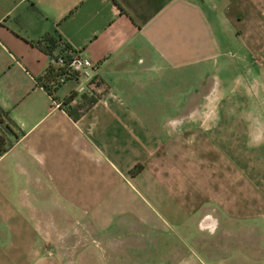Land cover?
Masks as SVG:
<instances>
[{
  "label": "crops",
  "instance_id": "crops-1",
  "mask_svg": "<svg viewBox=\"0 0 264 264\" xmlns=\"http://www.w3.org/2000/svg\"><path fill=\"white\" fill-rule=\"evenodd\" d=\"M64 52L81 92L38 82ZM0 108V264H264L228 163L264 148V0H0Z\"/></svg>",
  "mask_w": 264,
  "mask_h": 264
},
{
  "label": "rangeland",
  "instance_id": "rangeland-1",
  "mask_svg": "<svg viewBox=\"0 0 264 264\" xmlns=\"http://www.w3.org/2000/svg\"><path fill=\"white\" fill-rule=\"evenodd\" d=\"M223 60V58H222ZM210 74H213L215 72V69L210 68ZM216 76L221 79V82L224 84V88L226 91L233 87L235 84L236 79V71L233 69V67H230L228 71H225L223 73H219L217 70ZM213 76H210V80H205V83L207 86L208 84L212 83ZM191 85V83H190ZM167 102L166 100H164ZM208 106H214L212 104H209ZM171 114H160L153 116L155 121L158 123V125L162 126L164 123H166V118L169 117ZM244 116V115H238ZM161 128L165 129L167 128L166 125L162 126ZM260 132H254L253 135H259ZM240 141H237L239 143ZM242 150V147H237L235 150L232 149V157L229 156L231 165L234 169H237L236 176V184L234 185L236 188V191L230 193L232 196H236L238 199L237 203L239 205L244 204L243 201L246 202V197L253 198L254 208H257L260 206V204L264 203V148L260 147H253L252 151V159L253 162L248 164V168H246L244 156L239 154V151ZM233 151H235V155L233 154ZM238 154V155H236ZM256 160V161H255ZM262 161V162H261ZM140 166V165H139ZM251 168V169H250ZM253 168V171L251 172ZM140 168H136L135 172H137ZM246 172V173H245ZM247 174V175H246ZM232 181H235L233 179ZM251 188V194L249 193ZM258 212V211H257ZM256 214V211H254V215ZM250 223H245L244 220H241V218H238L236 221L237 224L236 227H230L231 231L236 229V235L241 236V238H238L237 240L238 245H243L244 237L247 234V236L252 233L254 237L258 235H264V220L261 219V217H253L250 221ZM254 241L256 239H253ZM258 240H260L258 238ZM141 263V262H140Z\"/></svg>",
  "mask_w": 264,
  "mask_h": 264
},
{
  "label": "built area",
  "instance_id": "built-area-1",
  "mask_svg": "<svg viewBox=\"0 0 264 264\" xmlns=\"http://www.w3.org/2000/svg\"><path fill=\"white\" fill-rule=\"evenodd\" d=\"M53 66L60 69V72L52 81L51 88H56L68 80H75L79 81L75 91L81 92L86 88V82L92 78L90 62L75 53H58L53 58ZM52 102L56 105L60 104L54 98Z\"/></svg>",
  "mask_w": 264,
  "mask_h": 264
},
{
  "label": "trees",
  "instance_id": "trees-1",
  "mask_svg": "<svg viewBox=\"0 0 264 264\" xmlns=\"http://www.w3.org/2000/svg\"><path fill=\"white\" fill-rule=\"evenodd\" d=\"M57 39L58 38L55 36L48 37V40H49L48 46L47 47L45 46L44 49H46L47 51H50V49L54 47ZM59 72H60V69H57L53 65H50L48 69L46 70L44 76L38 78V82L51 93L52 92L51 83L55 79L57 74H59ZM72 95L73 93L70 94V96ZM94 100L95 98L93 97L90 98V102ZM10 135H13L14 138H17L18 132H16L13 129L12 122L7 112L0 108V154L5 152L12 144V139L9 137ZM136 168H141V166L139 165L136 166L132 170V172H135Z\"/></svg>",
  "mask_w": 264,
  "mask_h": 264
}]
</instances>
